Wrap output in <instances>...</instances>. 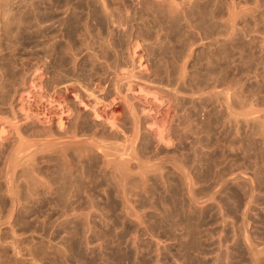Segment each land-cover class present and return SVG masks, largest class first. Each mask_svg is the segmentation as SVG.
<instances>
[{
  "label": "rangeland",
  "instance_id": "1",
  "mask_svg": "<svg viewBox=\"0 0 264 264\" xmlns=\"http://www.w3.org/2000/svg\"><path fill=\"white\" fill-rule=\"evenodd\" d=\"M0 264H264V0H0Z\"/></svg>",
  "mask_w": 264,
  "mask_h": 264
},
{
  "label": "bare ground",
  "instance_id": "2",
  "mask_svg": "<svg viewBox=\"0 0 264 264\" xmlns=\"http://www.w3.org/2000/svg\"><path fill=\"white\" fill-rule=\"evenodd\" d=\"M59 93H60V92H59ZM60 95H61V94H60ZM61 98H62V97H61ZM106 114H107V113H106ZM106 116H107V119H110V118H109V117H110L109 114H107ZM108 116H109V117H108ZM108 121H109V120H108ZM114 126H115V124L112 123V128L118 127L117 125H116L115 127H114ZM126 164H127V163H126ZM126 164H125V165H126ZM123 165H124V164H123ZM121 169H122V168H121ZM128 169H130V167H129ZM124 171H125V170H124ZM121 174H122V173H121ZM127 174H128V173H127ZM132 174H133V171H132ZM130 175H131V174H130ZM130 175H129V177H130ZM123 177H124V176H123ZM131 177H133V176H131ZM127 178H128V176H127Z\"/></svg>",
  "mask_w": 264,
  "mask_h": 264
}]
</instances>
